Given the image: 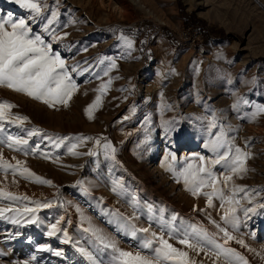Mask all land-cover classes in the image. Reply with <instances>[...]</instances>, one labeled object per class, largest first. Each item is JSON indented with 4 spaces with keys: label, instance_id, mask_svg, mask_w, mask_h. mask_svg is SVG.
Listing matches in <instances>:
<instances>
[{
    "label": "rangeland",
    "instance_id": "rangeland-1",
    "mask_svg": "<svg viewBox=\"0 0 264 264\" xmlns=\"http://www.w3.org/2000/svg\"><path fill=\"white\" fill-rule=\"evenodd\" d=\"M58 11L56 34L67 37L53 40L43 33L46 21H31L33 30L43 33L66 64L83 71L71 73L77 90L67 106L50 107L25 93L0 87V102L8 101L16 107L13 115L28 118L25 129L33 127L53 137H92L86 142L70 139L60 148L47 140L32 137L31 146L39 145L35 154L0 144V157L22 166L13 175L0 169V189L28 201H55L60 206L41 209L37 224H13L0 217V264H92L79 249L82 247L98 255V243L91 233L82 231L88 220L107 234L123 250L139 251L138 240L119 231L107 209L132 214L127 197L111 191L112 180L122 177L130 190L141 200L156 206H167L188 223L200 224L216 231L208 215L227 227L237 239L226 245L246 257L249 264H264V114H257L264 105V0H42ZM12 13L14 18H28V10L12 0H0V15ZM193 26L199 32L191 45L180 44L181 27ZM133 40L131 51L121 35ZM108 58V59H105ZM105 62L100 64L101 60ZM111 60L117 67L103 75ZM87 62V63H85ZM111 84L101 95L102 83ZM101 103L89 117L87 109L96 97ZM248 103L245 104L244 101ZM231 129L235 144L250 154L247 171L233 176L224 188L225 196L236 189L241 223L237 230L221 220L223 210L218 197L214 207H207L204 195L193 196L185 189L182 179L177 182L174 171L188 163H198V157L213 158L208 145L212 139V117ZM147 118V119H146ZM11 133L20 128L6 126ZM2 135V134H0ZM104 137L116 148L118 164L105 160L102 154L72 155L71 144L77 152L87 153L96 148L95 138ZM42 153H47V158ZM176 160L171 159L172 156ZM26 167L35 176L25 178L19 173ZM109 169H112L110 172ZM213 171L224 174L221 165ZM40 177L52 181L42 184ZM77 181L90 182L91 195H86ZM240 187L249 190L248 197ZM203 191H210L204 189ZM103 200L101 203L100 200ZM19 201L15 207H35ZM10 201L0 198V207ZM254 212L245 216L244 209ZM194 208L197 210L194 211ZM203 210V211H201ZM5 215H11L6 213ZM64 216L71 241L62 243L58 237H48L47 224ZM68 220L71 221L68 224ZM139 226L148 227L144 217ZM157 232L159 229L153 225ZM19 233V235H17ZM222 236V234H220ZM59 236V234H58ZM175 247L189 252L194 264H226L223 256L206 249L198 255L170 240ZM218 242L223 240L218 237ZM50 245L63 249L62 257L39 251ZM251 249V250H250ZM147 254V253H145ZM35 257V259H33Z\"/></svg>",
    "mask_w": 264,
    "mask_h": 264
},
{
    "label": "snow or ice",
    "instance_id": "snow-or-ice-1",
    "mask_svg": "<svg viewBox=\"0 0 264 264\" xmlns=\"http://www.w3.org/2000/svg\"><path fill=\"white\" fill-rule=\"evenodd\" d=\"M12 2L28 10L30 16L28 18H14L12 13H8L6 16L0 15V87L25 93L50 107L67 106L73 93L77 90V84L71 73H82L83 71H91V69L82 70L78 66H71L70 68L61 58L60 53L53 51L52 43L46 42L43 33H47L53 40L64 39L68 35V33H64L63 36L56 34L55 26L58 24L59 15L56 9L43 4L42 0H12ZM37 17L46 21L43 33L40 34L36 33L31 26V21H35ZM120 39L131 51L134 47L133 40L123 34ZM104 62L102 59L99 63L103 64ZM116 67L115 60H111L108 68L103 71V75L108 76L111 69ZM111 82L109 79L107 83L100 85L101 95L108 90ZM101 95H98L95 101L88 106L89 117H91L93 109L100 105ZM244 103L247 104L248 101L245 100ZM14 107L16 106L8 101L0 102V134H2L0 135V144H6L9 148L25 154H35L39 145L34 147L30 145L32 137L47 140L52 147L57 149L66 140L76 139L86 142L93 139L82 136L53 137L35 127L25 129L24 124L28 118L13 115L10 110ZM257 114H264V105L258 106L256 112L252 113V117L254 118ZM6 126L20 128L21 132L11 133ZM209 126L211 129H216L214 133H211L212 139L206 145L214 157L200 156L198 163H188L179 169H173L172 166H169V170L175 172L177 182L182 179L185 189L190 191L193 196H206L208 208L214 207L213 200L218 197L223 210L221 220L225 225H231L233 230H237L241 221L236 215L239 203L236 199V189L234 187L233 195L226 197L221 183L226 187L233 180V176L245 173L248 170L246 162L250 158V154L235 144V137L229 134L231 129L219 123L218 117L215 115H213ZM94 142L96 148L87 153L77 152L78 145L76 143L71 144L69 152L77 156L86 154L99 157L101 155L100 149H102L105 160L118 164L116 148L110 141L100 137L95 138ZM42 154L47 158V153ZM171 159L175 161L176 157L173 155ZM216 165H221L224 169V174L221 176H217L213 171ZM21 166L22 162L20 161L13 165L0 157V169L5 172L11 170L15 175ZM109 171L111 172L112 169ZM19 174L29 179L35 176L26 167ZM35 179L42 184L52 185L50 180L40 177H35ZM111 183V191L117 196L127 197L126 202L133 211L131 215H125L116 209L102 211L105 215L112 217L110 222L116 223L119 231L125 236L139 241L137 244L139 251L131 252L121 249L117 241L107 236L101 229L96 228L91 220L87 221L88 227H83L84 220L82 219V231L91 233L99 246L98 255H93L82 247L79 249L92 264H194L189 258V252L175 247L169 242L170 240H176L177 243L196 252L197 255L206 249L211 250L217 258L223 256L226 264H249L244 255L236 249L226 246L229 241L235 240L241 247L247 248L245 241L234 237L227 227L221 226L220 223L211 218L210 214H207L209 222L216 231H210L200 224L188 223L179 214L170 212L167 206L160 207L141 200L137 193L130 190L122 177L113 179ZM77 185L86 195H91L93 185L90 182L77 181ZM204 189H210V191H203ZM239 191L245 194V199H249L247 188L240 187ZM0 198L11 202L7 207H0V217L13 224H20L22 220L26 224H37L39 221L37 213L41 209L60 206L55 201H28L27 196L18 197L2 189H0ZM21 200L28 201L35 207H28L27 205L22 208L15 207L14 204ZM100 202H103L102 198ZM249 203H251L250 199ZM195 210L197 209L194 208ZM254 211L253 207L244 209L245 216L247 217L248 213ZM6 213H11V215H5ZM141 217L147 220L148 227L139 226L138 222ZM64 220V216H60L55 222L48 223L46 235L58 237L62 243L67 244L71 241V236L67 227L61 226ZM67 223L70 224L71 221L68 220ZM153 225L159 229L158 232L153 229ZM218 237L223 240V244L218 242ZM38 250L51 252L57 257L64 255L63 249H55L47 244L39 246ZM0 255H4V253L0 252ZM13 264H20V262L15 261ZM24 264H28V262L25 261Z\"/></svg>",
    "mask_w": 264,
    "mask_h": 264
},
{
    "label": "built area",
    "instance_id": "built-area-1",
    "mask_svg": "<svg viewBox=\"0 0 264 264\" xmlns=\"http://www.w3.org/2000/svg\"><path fill=\"white\" fill-rule=\"evenodd\" d=\"M199 36V32L191 26H185L181 27V30L179 31V41L180 44H190Z\"/></svg>",
    "mask_w": 264,
    "mask_h": 264
}]
</instances>
